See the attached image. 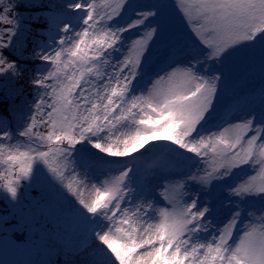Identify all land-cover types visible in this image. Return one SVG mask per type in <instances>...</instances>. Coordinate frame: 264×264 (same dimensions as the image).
Here are the masks:
<instances>
[{
  "label": "snow or ice",
  "instance_id": "obj_1",
  "mask_svg": "<svg viewBox=\"0 0 264 264\" xmlns=\"http://www.w3.org/2000/svg\"><path fill=\"white\" fill-rule=\"evenodd\" d=\"M3 3L0 0V5ZM13 3L0 8V21L12 26L0 35V76L21 72L3 54L12 46L16 34ZM127 4L128 0H114L101 13L87 0H69L60 14L51 18L50 26L58 33L62 31L64 37L55 38L53 45L58 42V49L49 51V45L46 51L33 56L52 65L53 70L45 68L47 75L41 73L32 81L35 87L44 88L51 100L47 104L49 110L39 117L48 128L47 135L35 133L47 145V151L21 150L10 143V124L0 120V189L16 200L21 182L40 172L36 163L47 166L94 217L92 223L98 230L94 229L95 235L90 233L89 239L99 243L85 242L87 258L83 264H264V215L258 223L250 221L245 225L243 234L232 242L241 215L240 204L249 196L264 199V182L256 184L255 177H249L221 189L227 191L226 203L235 204V210L216 232L209 233L210 223H205L216 210L211 203L217 195L211 189L214 180L230 177L234 169L244 165L264 178V113L259 121L250 114L218 133L201 131L213 110L219 84L226 79V61L234 56H258L264 61V0H179L178 7L199 43L185 45L190 49L186 62L178 59L182 52L162 43L157 54L158 70L147 94L141 95L135 93L151 69L153 59L149 53L162 28L159 21L155 26L149 23L159 15L158 6H153L157 7L156 12L151 8L138 10L131 18L122 15ZM80 20L86 27L77 33L79 40L74 46L65 47L73 31L72 22ZM133 30L138 37L126 40L125 33ZM113 54L121 59L113 60ZM65 55L67 59H62ZM208 62L220 66L202 72L198 65ZM104 65L113 71L105 72ZM105 77L106 82L97 83ZM48 80L55 83L46 85L44 81ZM261 103L264 105V90ZM44 105L43 100L36 105L37 112ZM36 124L33 117L19 136L31 140ZM64 143L66 148L61 146ZM149 144L179 160L190 161L192 157L177 149L199 158L206 166L204 175H191L189 179L208 186L203 204L199 193L189 202H182L180 189L186 185L181 183L171 189L165 187L163 195L172 207L160 209L158 221L142 220L139 211L129 215L130 210L123 209L121 202L126 199L131 168L122 170L108 186L96 187L90 202L74 187V183H86L80 180L77 168L87 174L92 166L118 165L121 161L106 157H128L141 149L146 152ZM69 159L74 166L66 171ZM169 191L173 192L172 197L168 196ZM77 213L88 219L79 210ZM144 215H148L147 210ZM202 233H209L211 239L202 240Z\"/></svg>",
  "mask_w": 264,
  "mask_h": 264
},
{
  "label": "rangeland",
  "instance_id": "obj_2",
  "mask_svg": "<svg viewBox=\"0 0 264 264\" xmlns=\"http://www.w3.org/2000/svg\"><path fill=\"white\" fill-rule=\"evenodd\" d=\"M13 3L14 19L16 21L15 36L12 38V46L3 50V54L10 61H14L21 72L16 76H0V120H5L10 124V131L13 138L10 143L18 145L21 150L28 148H39L47 151V145L42 144L35 137L39 132L47 135L48 128L40 122V115L48 111L47 104L51 102L46 95L44 88H37L32 83L34 77H40L41 73L47 75L53 70L52 65L47 64L33 57L38 51H49L59 48V43L55 45L54 40L58 35L64 37V33L50 26L51 18L59 15L63 6L69 0H4L0 8ZM94 3L96 10L103 13L106 5L114 3V0H87ZM21 5V9L16 5ZM179 0H128L124 16L135 18L138 10L157 11L159 15L149 21L153 26L160 22L162 32L156 37V42L151 46L150 57L153 63L148 74L138 85L136 95L147 94V89L151 87V80L158 70L160 45L166 43L169 47H175L183 54L178 59L186 62L190 55V49L185 45H190L194 41L198 44V39L191 31L182 11L178 7ZM76 15V13H72ZM12 17L9 16V19ZM117 21H113L116 23ZM73 31L69 42L65 47H72L79 40L78 32L82 33L86 27L83 21H73ZM11 25H6L0 21V35ZM138 37L136 30L125 33V39L130 40ZM202 47V46H201ZM54 55V52H53ZM67 59V55L62 57ZM113 60L121 57L113 54ZM111 63V61H110ZM219 64L208 62L203 66L198 65L203 72L205 68L219 67ZM63 67V65H61ZM105 72H112L113 69L104 65ZM226 79L219 84V94L215 100L213 110L203 122L204 134L218 133L231 123L240 122L241 118L254 115L256 120L261 119L264 113V105L261 103V92L264 90V61L258 56L255 58L245 56L231 57L225 64ZM219 74V73H213ZM97 81V83L106 82ZM146 81V83H145ZM53 84L55 81H44ZM79 91V90H78ZM51 92V88L47 89ZM45 101L44 107L37 112L36 105ZM37 120L33 130V138L19 136V131L23 130L26 123H31L32 118ZM133 130L135 125L132 126ZM195 135V134H194ZM249 136L251 133L248 134ZM5 143H9L6 141ZM170 143V142H157ZM62 147H67L64 143ZM81 147L80 145L76 146ZM90 148V145L88 146ZM176 148L175 145H170ZM148 151L141 149L140 152L123 158H110L121 161L118 165L92 166L84 170L77 168L79 178L86 183H74V187L82 192L83 197L91 201L95 197L96 187H106L122 170L132 169L130 177L126 183V199L122 201V208L132 211H139L142 220L148 222L158 221L159 211L162 208H171L169 200L163 195L165 187L176 184H185L186 187L180 189V199L182 202H189L199 193L201 204L206 200V189L194 182L189 177L191 175H204L205 165L199 162V158L194 154L183 152L185 156H190V161L177 159L174 155L166 151L154 149L152 144L146 145ZM92 151H97L91 149ZM134 157V158H133ZM74 161L69 159L66 171H71ZM36 167L40 172L30 180L21 182L18 189V198L13 200L5 191L0 189V264H83L87 258L84 251L85 242L98 244L99 241L89 239V234L95 235L96 225L92 223L94 217L88 214L79 204L76 196H73L66 187L61 185L57 179L48 171L47 166L42 162H37ZM3 166H0V171ZM255 177V183L264 182V178L254 172L251 167L244 165L232 171L230 177L223 180H214L211 184L213 193L217 195L211 201L215 212L208 217L205 223H210L209 233L216 232L218 227H223L229 216L235 210V204L228 205L229 199L227 191L221 189L237 184L238 181ZM68 181H65V184ZM169 197L173 192L169 191ZM233 200L235 198H232ZM115 203V202H114ZM83 213L87 220L77 213ZM147 210L148 215H144ZM241 215L235 226L233 243L243 234L245 225L250 221L259 222V217L264 215V199L261 197L249 196L240 204ZM72 214H75L72 217ZM251 214V217L250 215ZM121 212H117V217ZM209 233H202V240H210Z\"/></svg>",
  "mask_w": 264,
  "mask_h": 264
},
{
  "label": "trees",
  "instance_id": "obj_3",
  "mask_svg": "<svg viewBox=\"0 0 264 264\" xmlns=\"http://www.w3.org/2000/svg\"><path fill=\"white\" fill-rule=\"evenodd\" d=\"M19 8L18 9H21V5L19 4H16ZM75 214H72V217H74Z\"/></svg>",
  "mask_w": 264,
  "mask_h": 264
}]
</instances>
